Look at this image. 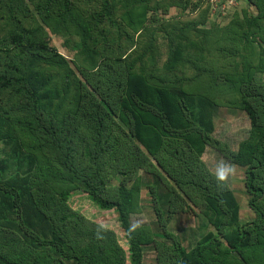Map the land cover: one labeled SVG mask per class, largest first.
Here are the masks:
<instances>
[{
  "label": "trees",
  "instance_id": "obj_1",
  "mask_svg": "<svg viewBox=\"0 0 264 264\" xmlns=\"http://www.w3.org/2000/svg\"><path fill=\"white\" fill-rule=\"evenodd\" d=\"M77 1L0 0V93H4L0 96V239L8 241L6 254L0 249V264H125L112 232L114 249L110 251L92 238L91 232L100 227L67 205L76 189L86 192L100 208L115 209L127 240L129 264H142V247L151 238L131 228L139 179L127 185L128 175L150 161L142 146L176 187L167 190L163 207L154 186L147 184L161 229L167 233L166 222L186 204L185 196L200 204L218 229L190 249L177 239L171 245L161 244L160 264H252L257 251H252L251 243L264 239V94L252 89L250 81L241 80L244 85L236 101L248 116L250 130L227 157L245 168V187L251 194L248 204L256 221L252 229H240L233 194L199 159L204 144L214 142L209 132L201 131L197 140L189 138L186 144L171 142L168 136L163 143L162 135L176 137L178 129L195 127L202 97L187 88L186 75L174 73L166 80L143 70H115L125 54L108 59L100 53L98 36L103 39L109 32L105 21L115 23V5L127 9L131 1L144 4L146 0H98L99 9L88 15L79 12ZM176 1L191 11L200 9L203 15L210 12L206 0ZM254 3L258 11L249 23L252 34L264 43V0ZM231 22L220 32L225 43L222 49L246 60L242 42L248 40V33L240 20ZM44 25L52 32L76 37L71 44L73 64L83 80L48 46ZM252 41L259 48L258 57L264 56V45ZM251 44L245 43L248 53L254 49ZM168 52L164 67L180 70L178 65L187 60L184 46L171 43ZM55 59L63 67L58 72L63 78L60 86H54V73L42 74L45 67L41 63ZM51 102H55L54 111L46 108ZM64 103L67 110L58 116ZM189 117H193L190 122ZM116 173L124 178L117 185H108ZM262 246L264 250V241ZM260 255L258 262L264 264V252Z\"/></svg>",
  "mask_w": 264,
  "mask_h": 264
},
{
  "label": "rangeland",
  "instance_id": "obj_2",
  "mask_svg": "<svg viewBox=\"0 0 264 264\" xmlns=\"http://www.w3.org/2000/svg\"><path fill=\"white\" fill-rule=\"evenodd\" d=\"M173 1L146 0L144 4L131 1L127 9L121 5H115L113 12L115 23L104 22V28L108 29L109 32L105 34L103 39L98 36V48L101 55L108 59H113L119 54H125L123 61L116 64L115 70H143L145 74L156 73L161 76L160 78L166 80L169 79L168 77H172L174 73L186 75L189 80V83L187 81V88H191L202 97L193 120L195 127L192 130L191 124V126L178 129L179 134L176 137L169 135V133L162 135L164 136L163 143L168 136V140L171 142L180 141V144H186L189 138L197 140L201 131L209 132L214 142L204 144L199 159L213 175L220 168L231 169L223 181L238 203L236 225L240 229H252L251 227L256 221V213L248 204L251 194L245 187V168L230 162L227 155L238 149L240 142L248 137L250 130L248 116L236 101L238 91L244 85L241 80L250 81L252 89L264 94V56L258 57L259 48L256 47V42L252 40H257L262 45L264 43L252 34L253 28L249 23L251 17L257 14L258 9L254 0H232L223 3L222 10L218 8L213 13L208 12L203 15L199 12L200 9L191 11L190 7L183 8L177 1ZM98 5V0H78L76 2L79 12L84 15L98 10ZM28 8L34 14L33 16L37 17L34 7L29 3ZM235 19L240 20L239 25L242 24V30H246L248 33V42L246 40L242 42V52L246 50L245 53L248 57L246 60H243L241 54H230L222 49L225 43L222 41L220 32L224 30V26L231 24V20L235 21ZM28 22L31 25L35 24L33 19H29ZM194 22L197 23L194 25ZM237 28L236 26L235 30ZM45 30L48 34V46L54 47L55 51L68 61L76 77L83 80L84 78L81 77L73 64L75 51L71 48V44L76 40V37L52 32L47 26H45ZM103 31L105 32V30ZM177 42L184 46L183 55L187 57V60L178 65L180 70L174 71L164 67V62L169 54L168 46L171 43L177 45ZM245 43L253 44L254 49L251 53H248V50L244 48ZM41 66L45 67V72L42 74L54 73V86L56 84L60 86L63 78L62 72H58L62 71L63 67L59 60L55 59L50 64L45 61L41 63ZM235 71L237 76H235ZM0 96H4V93H0ZM210 97L214 102L210 100ZM66 107L65 103L62 104L58 116L67 110ZM46 108L54 111L55 102L47 103ZM193 117H189L188 121L190 122ZM142 149L150 161L144 169L135 171L132 176L128 175L130 178L127 183L128 186L135 184V180L139 179L137 208L135 212L130 214V223L132 229H140L139 231H144L145 235L149 234L148 236L151 238V241L142 247V264H160L161 253L163 252L161 244L171 245L173 240L177 239L181 245L190 249L207 237L209 232L215 234L218 229L211 223L201 205L188 200L186 196L184 199L186 204L166 222L169 235L161 229L153 211V196L149 193L147 184L154 186L160 199L158 204L163 207H165L164 203L168 195L167 190L176 187L159 162L146 151L144 146ZM5 150H9L8 146L5 147ZM160 158L163 164L166 163L165 153ZM123 178V174L116 173L109 178L107 183L108 185H117ZM193 199L197 200V196H194ZM66 203L70 208L78 211L100 227L95 228L97 231L91 232L94 236L92 238L98 239L110 251L114 249L109 236V231H111L115 237V244L119 246L125 256V264H129L127 240L118 223L114 208H100L86 192L80 189L73 190ZM258 225L260 227V224ZM103 229H106L108 233L103 232ZM263 241H252L251 243L252 251H257L252 264H259V256H261V252H264ZM7 242L0 239V249L4 254L7 252ZM233 254L240 259L237 252ZM159 257H161L160 261ZM242 264L246 263L242 262Z\"/></svg>",
  "mask_w": 264,
  "mask_h": 264
},
{
  "label": "built area",
  "instance_id": "obj_3",
  "mask_svg": "<svg viewBox=\"0 0 264 264\" xmlns=\"http://www.w3.org/2000/svg\"><path fill=\"white\" fill-rule=\"evenodd\" d=\"M207 3L209 4L210 6V12H215L218 8H220L222 10L223 8V3H228L232 0H206Z\"/></svg>",
  "mask_w": 264,
  "mask_h": 264
},
{
  "label": "clouds",
  "instance_id": "obj_4",
  "mask_svg": "<svg viewBox=\"0 0 264 264\" xmlns=\"http://www.w3.org/2000/svg\"><path fill=\"white\" fill-rule=\"evenodd\" d=\"M231 172L230 168H220L217 170V172L215 173L216 175V179L223 181L225 180L226 176Z\"/></svg>",
  "mask_w": 264,
  "mask_h": 264
}]
</instances>
